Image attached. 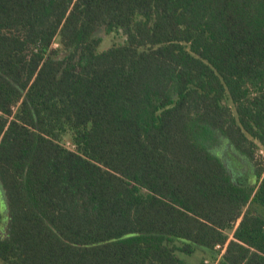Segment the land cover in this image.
<instances>
[{
    "label": "trees",
    "instance_id": "1",
    "mask_svg": "<svg viewBox=\"0 0 264 264\" xmlns=\"http://www.w3.org/2000/svg\"><path fill=\"white\" fill-rule=\"evenodd\" d=\"M259 149L264 0H0V264H264Z\"/></svg>",
    "mask_w": 264,
    "mask_h": 264
},
{
    "label": "rangeland",
    "instance_id": "2",
    "mask_svg": "<svg viewBox=\"0 0 264 264\" xmlns=\"http://www.w3.org/2000/svg\"><path fill=\"white\" fill-rule=\"evenodd\" d=\"M97 38L102 39V45L99 48L100 51H105L115 44L122 43L124 36L122 34L107 35L104 29H100L96 33ZM57 46V45H56ZM219 135V136H218ZM215 132H208L205 143L210 145L212 151L221 157L224 161L230 175L236 182H242L243 184L255 185L257 184L255 179V172L253 171V165L248 163L246 159L240 156L233 147L229 144L227 139L222 135ZM66 145L72 149V146L68 141ZM257 160L263 163L264 166V149H259ZM9 222L8 208L5 200L3 188L0 183V235L6 234L7 225ZM232 239V232L230 233ZM225 253V249L222 250V254L213 259L210 255L204 254L201 251L195 253L193 256H186L179 253V257L185 259L189 264H199L202 260H207L209 264H221L222 255Z\"/></svg>",
    "mask_w": 264,
    "mask_h": 264
},
{
    "label": "flooded vegetation",
    "instance_id": "3",
    "mask_svg": "<svg viewBox=\"0 0 264 264\" xmlns=\"http://www.w3.org/2000/svg\"><path fill=\"white\" fill-rule=\"evenodd\" d=\"M239 182V181H238ZM240 184H243L242 182H239Z\"/></svg>",
    "mask_w": 264,
    "mask_h": 264
},
{
    "label": "built area",
    "instance_id": "4",
    "mask_svg": "<svg viewBox=\"0 0 264 264\" xmlns=\"http://www.w3.org/2000/svg\"><path fill=\"white\" fill-rule=\"evenodd\" d=\"M218 248H220V247H218Z\"/></svg>",
    "mask_w": 264,
    "mask_h": 264
},
{
    "label": "crops",
    "instance_id": "5",
    "mask_svg": "<svg viewBox=\"0 0 264 264\" xmlns=\"http://www.w3.org/2000/svg\"><path fill=\"white\" fill-rule=\"evenodd\" d=\"M239 183V182H238Z\"/></svg>",
    "mask_w": 264,
    "mask_h": 264
}]
</instances>
